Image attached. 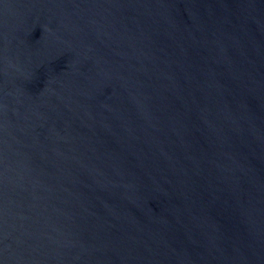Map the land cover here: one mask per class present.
<instances>
[{
    "label": "water",
    "instance_id": "water-1",
    "mask_svg": "<svg viewBox=\"0 0 264 264\" xmlns=\"http://www.w3.org/2000/svg\"><path fill=\"white\" fill-rule=\"evenodd\" d=\"M0 264H264V0H0Z\"/></svg>",
    "mask_w": 264,
    "mask_h": 264
}]
</instances>
